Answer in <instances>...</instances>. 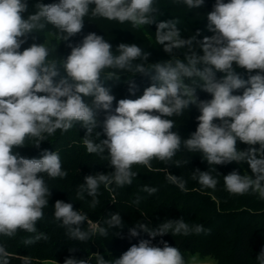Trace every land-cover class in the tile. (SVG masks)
Here are the masks:
<instances>
[{"label": "clouds", "instance_id": "9594fccd", "mask_svg": "<svg viewBox=\"0 0 264 264\" xmlns=\"http://www.w3.org/2000/svg\"><path fill=\"white\" fill-rule=\"evenodd\" d=\"M182 3L188 9H201L205 0ZM33 9L29 12L26 0H0V237L12 239L18 233H28L23 239L25 246L49 239L37 228L51 196L44 174L55 179L66 178L67 172L55 151L30 159L14 149L24 147L26 139L39 147L46 136L57 130L67 132L75 124L86 130L82 139L87 152H107L109 167L114 169L85 176L78 185V197L83 199L87 193L92 197V208L100 203L96 197L101 185L132 184L138 176L132 170L134 165L151 170L153 160L176 167L188 164L189 160L174 161L182 147L199 153L209 165L208 171L196 169L192 173L201 187L215 190L220 182L210 166L215 165L216 171L217 165L243 162L251 174L234 170L222 176L224 190L233 196L251 193L264 201V0H215L212 11L206 14L207 29L214 34L202 40L197 39L199 31L185 38L176 19L158 21L162 13L155 0H59L52 4L37 0ZM85 17L129 22L133 28L155 24V40L170 59L149 63L150 53L136 43H120L113 51L109 40L96 33L87 34L78 45L69 44L71 51L66 58L54 55L62 41L82 32ZM47 25L61 34L60 43L55 47L45 41L32 43L21 51L29 36ZM181 49L185 50L183 58L176 55ZM234 65L249 73L247 80ZM217 72L223 74L219 80ZM121 73L150 76L152 83L138 98L116 101L102 81L121 80ZM127 82L134 94V81ZM197 89L212 98L200 100ZM239 89H243L242 94H233ZM192 105L200 112L198 126L184 139L173 131L175 122L168 117L180 116ZM100 111L107 113L103 120L106 139L96 142L92 136L95 132L100 137L96 131ZM238 142L249 147L240 150ZM166 179L187 191L181 176L167 171ZM143 191L153 195L157 188L145 185ZM52 207L68 238L78 242L97 233L107 236L111 228L119 229L114 233L118 235L124 228L119 212L104 220L105 227L74 210L72 203L57 200ZM85 222L87 231L82 227ZM137 229L153 239L208 231L202 224L190 225L183 217L165 219L155 227L138 222L129 235L138 236ZM162 243L163 247L153 246L150 240L142 239L119 258L110 260L91 253L88 259L67 258L64 264H92V257L95 264H208L195 254L185 260L178 247ZM13 258L0 243V264H11ZM255 260L264 264V249ZM22 264H32L31 258L25 256Z\"/></svg>", "mask_w": 264, "mask_h": 264}, {"label": "trees", "instance_id": "16d2710c", "mask_svg": "<svg viewBox=\"0 0 264 264\" xmlns=\"http://www.w3.org/2000/svg\"><path fill=\"white\" fill-rule=\"evenodd\" d=\"M29 12L34 11L33 5L37 0H26ZM44 4L58 3L59 0H39ZM228 2V0H225ZM215 0H205L201 9H188L182 0H155L156 6L161 10L158 14V21L178 20L177 27L181 29L185 38L200 32L197 39L212 36L214 33L208 31L206 14L213 9ZM91 19V20H89ZM156 25H145L140 28H133L129 22L121 24L118 21H109L103 18L85 17L84 28L81 33L68 41L60 43L61 35L52 25H47L42 31L29 36L27 42L22 45L21 51L29 47L32 43H49L56 48L54 55L63 59L70 54L71 48L78 45L84 36L89 33H96L104 36L115 51L120 43H136L145 51L150 53L149 63L164 62L170 59L169 54L163 51L155 40ZM51 34V35H50ZM181 49L176 52L179 58H183ZM198 54L202 52L197 49ZM202 67V66H200ZM235 71L241 78L247 80L249 73L234 65ZM154 74V73H152ZM252 74H255L253 72ZM63 75V72H61ZM132 73H121V80L102 81L105 87L110 89L112 95L119 99H136L143 94L146 87L152 81L150 76L140 73L132 77ZM222 73L217 72L216 78L219 80ZM58 79V78H56ZM128 79L135 83L134 94L130 92ZM243 89L235 90L233 94H242ZM42 95V94H41ZM197 96L200 100H210L211 94L197 89ZM90 102V98H85ZM113 102V109L116 107ZM107 113L100 111L98 120L100 125L96 131L100 132V137L93 133L92 139L99 142L106 139L103 133V120ZM200 112L196 105L185 109L180 116L168 117L175 122L173 131L179 132L182 138H189L195 132ZM217 123H219L217 121ZM86 130L79 124H75L67 132L57 130L52 136H46V140L41 141L39 147L34 146L32 139H26L24 147L15 148L14 151L25 158H41L45 151L59 154L62 168L67 172L66 178H48L44 174L45 181L51 189L49 205L44 209V218L38 222L39 232L45 233L49 239L41 240L32 245L25 246L23 239L28 233H18L15 238L9 239L0 237V243H4L7 250L14 254L11 264H22L25 256L31 258L32 264H64L67 258L88 259L91 253H100L105 259L119 258L133 244H138L142 239H148L153 246L163 247L162 242H167L169 246L178 247L181 253L199 255L201 259H210L215 264H256V257L264 249V201L251 193L243 196L230 195L223 188V177L232 171L241 174H251V170L246 163L232 162L229 164L210 166L212 175L219 179V184L215 190L201 187L197 181L192 179L194 170L208 171L209 165L204 161L199 153H190L183 147L174 157L175 160H189L186 165L176 167L172 164L164 165L158 160L152 161V169L140 165H134L133 171L138 172V176L133 178L131 185L116 187L114 184L105 188L101 185L98 189L97 199L100 203L91 207L92 197L84 194V198L78 197V185L84 182V177L99 172H110L114 169L109 167L107 152L104 154H90L83 144V137ZM240 150H246L249 146L238 142ZM254 147H259L255 145ZM167 171L175 176H181L186 181L187 191H181L176 185L167 179ZM157 188V192L149 195L143 191L144 186ZM111 189V190H109ZM139 199V203H134ZM57 200L72 203L74 210L86 213L88 218L94 222H101L110 214L119 212L124 222V228L118 235H114L119 229L111 228L107 236L98 233L89 240L78 242L69 239L66 229L61 222L54 218L53 205ZM191 224H202L208 231L201 234H190L186 237L172 236L165 234L151 238L147 233L137 229L139 235L131 237L129 229L136 224H149L155 227L165 219L175 220L182 218ZM84 230H88L85 222ZM17 254V255H15ZM92 264H95V257H92Z\"/></svg>", "mask_w": 264, "mask_h": 264}, {"label": "rangeland", "instance_id": "374dc122", "mask_svg": "<svg viewBox=\"0 0 264 264\" xmlns=\"http://www.w3.org/2000/svg\"><path fill=\"white\" fill-rule=\"evenodd\" d=\"M189 255H191V254H189V253H183L184 259L187 260ZM201 260L208 261V264H215V262L212 261V260H210V259H201Z\"/></svg>", "mask_w": 264, "mask_h": 264}]
</instances>
